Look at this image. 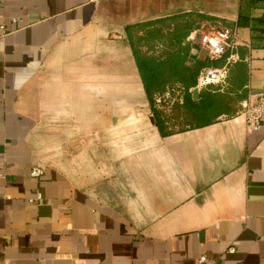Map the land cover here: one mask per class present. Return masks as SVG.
I'll list each match as a JSON object with an SVG mask.
<instances>
[{
  "label": "crops",
  "instance_id": "obj_1",
  "mask_svg": "<svg viewBox=\"0 0 264 264\" xmlns=\"http://www.w3.org/2000/svg\"><path fill=\"white\" fill-rule=\"evenodd\" d=\"M192 14L190 58L234 60L201 112L178 85L159 94L162 135L148 99L129 103L127 27L174 34ZM0 24V264H264V127L242 113L264 94V0H0ZM215 27L238 39L211 59L191 35Z\"/></svg>",
  "mask_w": 264,
  "mask_h": 264
},
{
  "label": "trees",
  "instance_id": "obj_2",
  "mask_svg": "<svg viewBox=\"0 0 264 264\" xmlns=\"http://www.w3.org/2000/svg\"><path fill=\"white\" fill-rule=\"evenodd\" d=\"M201 16L190 15L188 19L185 16L171 18V22L177 26V31L174 34H162L160 30L149 31L147 34L139 33L146 26L159 23L158 21L135 23L127 27V35L132 46L133 54L136 59L137 67L142 79L144 90L152 106L153 112L158 115V118L153 120L159 127L162 135L174 133L173 129H166L163 120H161L158 109L156 108V96L163 93L168 86H180L187 92V102L193 103V109L201 112L205 108V102L209 100L204 88L201 91L200 102L197 103L191 98L190 89L195 87L198 82L200 71L210 66L214 62L211 60L191 59L189 56V47L181 45L183 29H190L196 25V21ZM168 23V25L171 24ZM166 37L168 47L162 50L159 54L149 53L143 50V46L155 38ZM176 40L177 45L173 40ZM176 47V48H175ZM244 65V64H243ZM242 72H245L242 69Z\"/></svg>",
  "mask_w": 264,
  "mask_h": 264
},
{
  "label": "built area",
  "instance_id": "obj_3",
  "mask_svg": "<svg viewBox=\"0 0 264 264\" xmlns=\"http://www.w3.org/2000/svg\"><path fill=\"white\" fill-rule=\"evenodd\" d=\"M5 26L0 24V34H4ZM194 41L204 46L209 53L211 59H216L224 55L229 49H233L236 46L238 39L236 30L230 27H215L214 29L202 32L199 29L194 30L191 35ZM234 56V55H233ZM233 56L222 66H206L199 74L197 85L195 89L198 91L209 87L211 85H217L221 88L227 84L229 75L230 63L234 60ZM170 96L169 91L167 92ZM158 103L162 102V96L159 95L156 98ZM243 115L245 117L246 127L249 130L260 129L264 127V94L258 99H248L243 102ZM44 174V170L40 166H36L31 170V175L35 178H40ZM42 194L39 192L37 197L29 199L30 202L40 200ZM230 252H234L235 248H229ZM197 264H211L206 255L200 256Z\"/></svg>",
  "mask_w": 264,
  "mask_h": 264
},
{
  "label": "rangeland",
  "instance_id": "obj_4",
  "mask_svg": "<svg viewBox=\"0 0 264 264\" xmlns=\"http://www.w3.org/2000/svg\"><path fill=\"white\" fill-rule=\"evenodd\" d=\"M133 90H135V89H131V91L133 92ZM136 91V90H135ZM134 91V92H135ZM142 97H137V95H135L134 93H132V95L130 96V101H129V103L131 104V105H133V104H143L144 103V101H143V99H145V103H147V97H146V94H145V91H144V88H143V92H142ZM142 99V100H141ZM132 115V114H131ZM70 130H67V133H70L69 132ZM82 132V135L83 136H85V135H87L88 133H89V130H81ZM73 133H72V131H71V135H72ZM62 137V136H61ZM69 148H70V150H71V152H73V146H71V145H69Z\"/></svg>",
  "mask_w": 264,
  "mask_h": 264
},
{
  "label": "water",
  "instance_id": "obj_5",
  "mask_svg": "<svg viewBox=\"0 0 264 264\" xmlns=\"http://www.w3.org/2000/svg\"><path fill=\"white\" fill-rule=\"evenodd\" d=\"M198 92V90L197 89H195V93H197Z\"/></svg>",
  "mask_w": 264,
  "mask_h": 264
}]
</instances>
